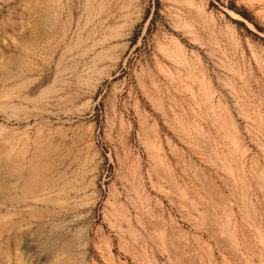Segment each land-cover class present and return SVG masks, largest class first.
Segmentation results:
<instances>
[{"label": "rangeland", "instance_id": "374dc122", "mask_svg": "<svg viewBox=\"0 0 264 264\" xmlns=\"http://www.w3.org/2000/svg\"><path fill=\"white\" fill-rule=\"evenodd\" d=\"M0 264H264V0H0Z\"/></svg>", "mask_w": 264, "mask_h": 264}, {"label": "bare ground", "instance_id": "6f19581e", "mask_svg": "<svg viewBox=\"0 0 264 264\" xmlns=\"http://www.w3.org/2000/svg\"><path fill=\"white\" fill-rule=\"evenodd\" d=\"M227 123V122H226ZM228 124V123H227ZM228 126V125H227ZM230 126V125H229ZM233 131V130H232ZM231 132V131H230ZM234 137V136H233ZM233 249V248H232Z\"/></svg>", "mask_w": 264, "mask_h": 264}, {"label": "trees", "instance_id": "16d2710c", "mask_svg": "<svg viewBox=\"0 0 264 264\" xmlns=\"http://www.w3.org/2000/svg\"><path fill=\"white\" fill-rule=\"evenodd\" d=\"M234 9V8H233Z\"/></svg>", "mask_w": 264, "mask_h": 264}]
</instances>
